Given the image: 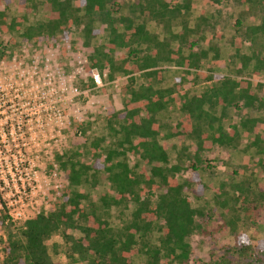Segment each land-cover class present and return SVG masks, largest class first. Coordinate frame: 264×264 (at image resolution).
Instances as JSON below:
<instances>
[{"label": "trees", "instance_id": "obj_1", "mask_svg": "<svg viewBox=\"0 0 264 264\" xmlns=\"http://www.w3.org/2000/svg\"><path fill=\"white\" fill-rule=\"evenodd\" d=\"M3 1L9 5L13 0ZM16 1L24 13L8 18L5 4L0 34L63 48L72 29H80L82 45L90 49L85 67H107L109 80L123 77L122 106L109 101L103 107L104 131L98 136H90L91 121L72 123L79 134L56 155L68 184L48 212L14 224L2 244L0 264H61L52 257L60 250L66 264H133L137 255L143 264H190L189 239L213 212L194 206L189 196L200 170L211 167L202 152L244 144V151L259 156L264 170V83L253 80L264 71V0H230L246 5L259 22L243 25L236 19L229 41L234 51L224 74L214 71L219 47H192L204 39L200 26L209 21L201 15L195 26L188 25L189 0ZM39 7L44 18L28 23L26 14ZM148 23L161 25L163 36ZM98 25L107 32L103 42L96 41ZM171 63L181 74L165 85L163 66ZM190 74V85L209 84L199 91L186 88ZM165 112L175 113V119H166ZM233 114L238 117L234 121ZM186 171L193 180L182 176ZM253 180L254 175L244 176L214 188L212 200L232 243L211 248L200 264H264V243L254 245L247 234L251 225L258 228L261 214L264 219V188ZM103 181L112 193L102 192L98 201L78 190ZM198 185L200 191L207 187ZM192 194L193 200L202 197ZM129 205L126 217L111 224V208L125 216L122 209ZM56 234L62 243L49 247L46 241Z\"/></svg>", "mask_w": 264, "mask_h": 264}, {"label": "built area", "instance_id": "obj_2", "mask_svg": "<svg viewBox=\"0 0 264 264\" xmlns=\"http://www.w3.org/2000/svg\"><path fill=\"white\" fill-rule=\"evenodd\" d=\"M33 45L26 55L21 48L0 58L1 258L8 226L48 212L68 184L56 160L67 128L93 112V89L117 79L106 68L87 69L88 55L70 45L64 55L58 45Z\"/></svg>", "mask_w": 264, "mask_h": 264}, {"label": "rangeland", "instance_id": "obj_3", "mask_svg": "<svg viewBox=\"0 0 264 264\" xmlns=\"http://www.w3.org/2000/svg\"><path fill=\"white\" fill-rule=\"evenodd\" d=\"M189 3V26H195V24L197 23V19L201 15L206 16L209 21L208 24L200 26L201 29L199 30V33L204 36V39H200L197 45H194L192 47H194L195 50H197L199 46L207 47L209 44L219 47L220 53L218 59L220 64L218 65V67L216 66L214 68V71L221 74L226 73L229 70V67L227 66L229 57L234 51V49L229 44L234 31L232 25L238 18L242 21L243 25L258 23L259 19L257 18V16L252 14L253 12L249 10L246 5L236 4L230 0H220L219 2L211 0H189ZM5 4L6 3H4V1L1 2L0 9L4 8ZM6 7L8 8L6 10L8 18L24 13V7H21L16 0L10 1L9 5H7ZM26 15L28 23L44 18V12L40 7L36 10L29 11ZM148 25L151 30L153 29L154 31L159 33L160 37L163 36V29L161 25L155 23H148ZM97 27L99 29V32L96 36V41L103 42L107 38V32L105 31L103 26L98 25ZM178 28L179 26H176L174 27V30H177ZM10 37H13L15 43L11 42ZM69 38L70 42L64 43L63 48L62 45L59 46L62 51V55L65 54V52H63V49L65 51V47H67V45H70L73 51L81 53L82 55L89 54L90 49L82 45V33L80 32V29L73 28L69 35ZM192 40H194V37H192ZM35 43L36 42L34 41L23 40L15 33H13L11 36L9 34H0V51H4V54L0 55V58L3 57L7 59L13 53L19 54L21 48L24 49V55H26L28 51L35 47V45H33ZM243 50L246 51L245 46L243 47ZM235 63L239 64L238 58L235 59ZM163 67L166 69V71L164 72L165 85L174 82L176 77L180 76L181 74L180 67L176 66L173 63L166 64ZM192 76L193 74L188 75L186 77V81H184L185 87L191 89L192 91H199V89H201L203 86L209 84H206L205 82V84L192 86L189 82ZM116 78L117 79L115 83L103 86L98 90L93 89L90 93L94 95V104H92L91 106L93 112H91V114L87 112L86 116L88 118H85L82 121L92 122L90 136H98L102 131H104L102 111L104 106H108L109 101L112 102V105L115 108H120L122 106L120 86L123 81V77L118 76ZM253 80L255 82L261 81L264 83V71L260 72L259 75L254 76ZM164 117L166 119L169 118L170 120H173L175 119V113L165 112ZM237 118L238 117L233 114V121ZM67 129L68 130L66 131L65 141L60 144L62 153H64L67 148H70V146L72 145L71 137L72 135H74V133H76V130L72 126L68 127ZM247 138L248 137L243 135L242 142L246 143ZM169 141L171 143L174 142V140ZM243 146L244 144H240L238 148L234 150L231 148L225 149L215 145L211 150H205L201 154L202 158L205 159L211 166L210 169L203 171L200 170L198 178L196 180H193L189 171L184 172L182 175L183 177L190 178L194 181L193 190L192 192H189L192 204L201 208L205 213H209V208L213 210V212L209 214L210 216L204 217L201 229L191 235L189 239L192 247L190 264H200L201 262H206L209 258V251L211 248L226 243H232V237L228 233L227 227L224 228L222 226V219L219 217L220 210L212 200L214 188L220 186V184L223 182L227 183L233 180L236 181L240 178H243L244 176L249 175H254L253 184H255L257 188H264V170L261 169V164L258 162L259 156L252 151H244ZM128 156L129 163H133L134 157L131 154H129ZM234 170H237L236 175H234ZM199 181L200 183H204L207 185V187H205L201 191L199 190ZM78 190L89 194L95 201H98V198L102 192H108L110 194L112 193V191L109 189L107 181H103L94 187L83 185L80 186ZM192 193H200V195L202 196L201 199L193 200ZM130 208H132V205H129V208L127 209H122V211L125 213L124 216L123 214H121L119 208L113 206L110 210L109 216L111 224L117 225L120 218L126 217V214H128ZM262 216L263 214H261V216L258 218V221H260L257 224L258 228H254L253 225H251L250 229L247 231V234L252 237V241L256 246H258L260 243H264V219ZM9 231H14V228L8 227L7 234ZM69 232L73 235L79 234L77 230H69ZM46 243L50 247L51 243L61 244L62 239L59 234H56L53 235L49 240H47ZM52 257L54 261H57L61 264H66L65 256L61 252V250L57 254H52ZM133 264H143V256L137 255L136 257H134Z\"/></svg>", "mask_w": 264, "mask_h": 264}]
</instances>
